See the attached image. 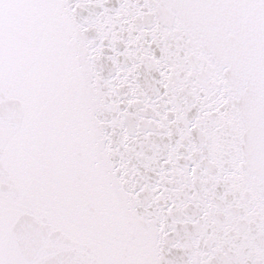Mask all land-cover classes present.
Instances as JSON below:
<instances>
[{"label": "snow or ice", "instance_id": "snow-or-ice-1", "mask_svg": "<svg viewBox=\"0 0 264 264\" xmlns=\"http://www.w3.org/2000/svg\"><path fill=\"white\" fill-rule=\"evenodd\" d=\"M0 264H264V0H0Z\"/></svg>", "mask_w": 264, "mask_h": 264}]
</instances>
